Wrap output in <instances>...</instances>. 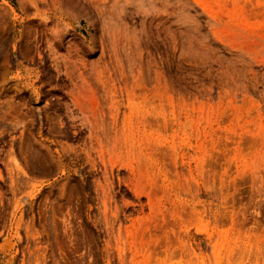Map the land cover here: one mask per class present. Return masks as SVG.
Here are the masks:
<instances>
[{
  "label": "rangeland",
  "instance_id": "374dc122",
  "mask_svg": "<svg viewBox=\"0 0 264 264\" xmlns=\"http://www.w3.org/2000/svg\"><path fill=\"white\" fill-rule=\"evenodd\" d=\"M0 264H264V0H0Z\"/></svg>",
  "mask_w": 264,
  "mask_h": 264
},
{
  "label": "bare ground",
  "instance_id": "6f19581e",
  "mask_svg": "<svg viewBox=\"0 0 264 264\" xmlns=\"http://www.w3.org/2000/svg\"><path fill=\"white\" fill-rule=\"evenodd\" d=\"M69 1H71V0H69Z\"/></svg>",
  "mask_w": 264,
  "mask_h": 264
}]
</instances>
